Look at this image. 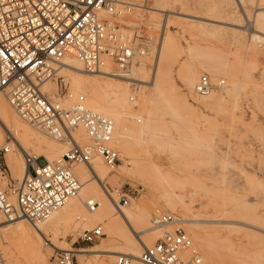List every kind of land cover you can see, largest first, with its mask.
Wrapping results in <instances>:
<instances>
[{"label": "rangeland", "instance_id": "rangeland-1", "mask_svg": "<svg viewBox=\"0 0 264 264\" xmlns=\"http://www.w3.org/2000/svg\"><path fill=\"white\" fill-rule=\"evenodd\" d=\"M124 1L132 6L118 21L126 36L132 40L152 37L156 43L152 53L139 57L134 66L132 74L136 73L137 79L132 74L125 79L84 71L80 77L104 82L100 90L103 93L104 87L117 81H120L119 95L128 91L130 97L132 80L140 87L133 103L129 98H120L123 105L110 108L113 114L115 111L122 114L118 122L117 114L110 113L113 119L109 116L114 121V136L118 142L114 140L113 146L120 151L121 163L112 170L102 160L109 174L105 182L107 189L130 186L135 190L125 207L137 232L153 228L150 219L154 213L173 211L184 218V227L192 240L193 235H197L200 244L194 240L193 244L206 263L264 264V175L261 174L264 171V43L252 42V36L260 35L257 31L261 30L253 27L249 18L258 16L262 22L264 10L260 12L261 9L252 4L245 12L237 3L238 19L241 18L243 25H232L212 21L217 15L209 3L214 0ZM238 36L241 39L237 41ZM212 69H216L217 75H211ZM63 70L58 74L65 78L68 92L71 91L73 97L83 94L95 105L98 96L92 94L94 91L91 89L89 95L74 92L70 73L68 69ZM203 73L211 81L223 79L225 82L222 86L225 90L212 92L215 100L212 108L207 109L192 101L183 85L188 76H196V82ZM157 80L165 91L156 86ZM53 83L57 84L55 79ZM100 91L99 96L103 94ZM196 96L205 98L197 93ZM143 101L147 103L144 105ZM25 124L46 141L34 140L28 144V151H24L0 121V147L5 143L11 147L9 156L0 157V170H3L0 180L4 185L19 184L23 178L25 153H34L42 160L52 144V148L57 149L50 156L52 160L60 157L66 147ZM12 154L20 160L17 178L9 173L6 164ZM112 195L116 197L114 191ZM171 196L180 204L171 201ZM140 203L146 206L138 207ZM90 214L85 211L76 217L71 230L62 227L59 233L51 232L46 237L43 251L49 264H54L57 250H94L106 243L112 250L126 252L113 229L120 223L118 208L113 205L111 209H103L102 215L95 219ZM3 221L0 214V232L9 231L15 241L18 229L15 221ZM98 223L104 232L100 239L93 243L77 240L80 229ZM124 226L132 235L129 224ZM156 231L143 234V238H151L150 245L157 236ZM75 256L81 264L79 255ZM109 256L88 254L86 257L91 260L90 264H114L115 258Z\"/></svg>", "mask_w": 264, "mask_h": 264}, {"label": "built area", "instance_id": "built-area-1", "mask_svg": "<svg viewBox=\"0 0 264 264\" xmlns=\"http://www.w3.org/2000/svg\"><path fill=\"white\" fill-rule=\"evenodd\" d=\"M130 7L124 0H0V101L5 100L29 126L66 145L62 155L52 160L25 153L26 173L19 184L4 185L0 180V214L5 220L44 221L77 198L83 184L74 164L92 166L101 158L113 170L120 163V151L111 145L114 121L89 107L85 95L73 97L58 73L62 59L72 56L84 72L129 79L139 57L151 54L156 45L152 37L135 41L126 36L118 21ZM54 79L57 93L45 87ZM132 83L131 103L140 89ZM223 85V79L211 81L203 73L194 91L206 96ZM10 151L9 143L3 144L0 157ZM105 190L116 206L128 205L135 191L130 186ZM83 204L87 212L99 206L93 196ZM150 222L158 232L154 242L143 247L136 259L116 254L114 264H209L194 246L180 214L154 213ZM103 235L98 223L80 229L77 240L93 243ZM53 261L79 264L75 253L66 250H57Z\"/></svg>", "mask_w": 264, "mask_h": 264}, {"label": "bare ground", "instance_id": "bare-ground-1", "mask_svg": "<svg viewBox=\"0 0 264 264\" xmlns=\"http://www.w3.org/2000/svg\"><path fill=\"white\" fill-rule=\"evenodd\" d=\"M237 3H240V5L246 10L245 12L248 11V7L252 4L259 7V9H261L260 12L262 10H264V0H214L213 3L211 2L209 4L212 5V10L216 13L217 16L215 17L216 19L214 18L213 20L212 19L211 20L214 22L215 21L219 22V23L221 22L222 24L223 23H229L232 25H240V23L242 24L243 21L241 20V18H240V20L238 19L239 15L237 14V6H236ZM208 10H209V8H208ZM246 15H247V13H246ZM249 18H252L251 21H253V25H254L253 27H255L256 29L260 28V30H261V31H257V32H260L261 34L260 35H253L251 40L253 43L255 42V43H258L259 45H261L262 43H264V19L262 20V22H260V19L258 18V16L255 19H253V17H249ZM212 25L214 27V24H212ZM224 26H225V24H224ZM235 27H237V26H235ZM233 29H235V28H233ZM236 32L239 35L240 30L236 31ZM243 34L244 33H241L240 35L244 36ZM239 37L240 36H238L237 41L239 39H241ZM208 66H210V65H208ZM65 69H68V71H69L68 73H70V80L72 82L74 92H76V93L84 92L85 94L89 95L90 93H92L91 91L93 90L94 93H92V94L98 96L97 101L94 100L95 105L92 103V100L86 96V100H87L86 103L89 107L93 108L97 112L104 114L106 116H112V115L114 116L117 114L116 115L117 116V118H116L117 122L119 121V119L121 120L122 114L120 112L117 113L114 110L115 113L113 114L111 112L113 110L110 111V108L117 109L122 104V102H120L121 99L126 100V98H129V95L127 94L128 91H125L124 94L122 93L123 94V95L121 94L122 96L119 95L120 81H117L115 84H112L110 86L104 87L105 92L103 93L100 90H101V88H103L104 82L99 81V79H98V81H93L92 79L89 80V79H86V77H84V76L83 77L85 79L80 78L81 75H83L82 74L83 69H82L81 62L78 59H76L72 56L64 57L62 59V65L60 66L59 72H61L62 70L66 71ZM215 70L216 69H212L211 71L209 70L211 72V75L214 76V73L216 72ZM217 71H218V69H217ZM99 75H103V74H99ZM215 75H217V74L215 73ZM103 77H106V76H103ZM132 77H135L137 79L138 75L136 73H133ZM195 78H196V76H195ZM195 78L188 76L184 80L183 85H184L185 89L188 91V95L190 96L192 101L199 103L202 108H204V109H207L208 107L212 108L211 106H213V102L215 100V94L211 92L210 94L206 95L205 98L197 97L196 93L193 92L194 86L196 83ZM160 84H161L160 81L157 80L156 86H158ZM45 87L52 92H56V89H57V86L55 83H53V80L47 81L45 83ZM158 87L161 90L162 89L164 90L163 87L162 88H161V86H158ZM158 87H156V89L160 90ZM222 89L225 90L224 87ZM99 91L103 93L101 96L98 95ZM69 93H71V91H69ZM159 93H160V91H159ZM71 95L73 96L72 93H71ZM63 102L65 104L67 103V101H65V100H63ZM145 103H147V102L146 101L142 102V104H144V105H145ZM108 110H109V114L112 113V115L108 114ZM113 116L111 117L112 119H113ZM0 121L3 122V124H5L7 126L8 130L14 135L15 139L18 141L19 145L21 146V148L24 151H28V144L33 142L34 140H37L38 142L42 141V140L46 141V139L39 136L30 127H28L24 122H22L14 114L11 107L9 105H7L4 100L1 101V103H0ZM82 138H84L85 140L87 139L86 137H82ZM114 140L116 142H118V139L114 136L113 140L111 142L112 146L114 145V142H115ZM52 147L53 146L51 144L50 151L44 155L48 160H50L51 154H55L56 150H57V149H54ZM18 151H20V150H18ZM20 152H21V155H24L22 151H20ZM58 152H59V150H58ZM8 156H9V154H8ZM91 163H92V166H87L85 164H74L72 167L74 173L79 177L80 181L83 184L81 192L77 198L70 199L66 203V205H64L62 208L52 212L50 214V216L46 220H44L45 222H43V223L39 221V222L32 223L31 225H29L26 222H23L21 220L22 219L21 217L15 219L14 220L15 225L18 227V229H16L17 233H15L16 237H17V239L15 241L13 240V238H15V236L10 237L9 231L4 230V231L0 232V264H49L47 255H45V253L43 251V242L47 240L46 237H48L51 232L57 234L59 229L60 228L62 229V227L66 228V229H69L72 227L76 217L79 218L81 216L80 214L85 213L86 209L84 207L83 201L87 197L93 196L99 202V206L90 214L91 217H94L92 219H95L99 215H102L101 213H102L103 209L107 210V209H111L113 207V205L116 206L105 190V188H107L105 182H106V179L108 178L109 174L102 164L103 163L102 159L97 158L94 161H92ZM6 164H7V167L9 169V173H11L14 177H16L19 174V171L21 169L20 160L18 159V157L16 155H13V154L10 155ZM119 164L115 168L119 167ZM25 171H26V167H25ZM5 178H6V176L3 177V182H5L4 181ZM175 197L176 196H174V198ZM176 199L177 198L173 199L171 196V201L172 200L176 201ZM164 200L165 201L168 200L166 198V196L164 197ZM170 204L171 203L169 202V205ZM174 204H175V202H174ZM176 204L178 205L180 203L177 202ZM121 205L122 204H119V206H116L118 208L119 214H121L120 219H119L120 223H118V227H116V229L113 227L112 228L114 230H116L115 231L116 235H118L119 238L121 239V241L124 243V246L127 249L126 252H120V251L112 250L111 249L112 246H109L106 243H103L101 246H99L98 248H96L94 250L93 249L92 250H78L77 252L73 251L75 254L79 255L78 259H79V262L81 264H90L91 263V260L86 257L88 254H91V255L96 256V257H100V256H104V255H110V256L115 258L116 254L124 253V254L131 255L136 259L140 255L143 247L150 245V243H151L150 239L151 238L150 239L149 238H143V234L155 233L156 229L155 228H151V229L149 228L145 232H142V231L137 232L136 229L134 227H132V223H130L132 220V216H131L130 212L128 211V208L125 207L128 205H124V207ZM140 206H142L144 208V206H146V204L140 203L138 207H140ZM122 221L126 222V223H122ZM3 222H5V219ZM9 223H11V222H9ZM128 224L132 229L131 233H133L132 234L133 237L131 234H129L127 231H125L124 225L128 226ZM150 225H149V227H151ZM147 228H148V226H147ZM69 230H71V229H69ZM150 236H151V234H150ZM196 236L197 235H193V240L199 243V240ZM1 244H2V246H1ZM199 248L201 250V246H199ZM214 260H215V258H214ZM215 261H217V260H215Z\"/></svg>", "mask_w": 264, "mask_h": 264}]
</instances>
